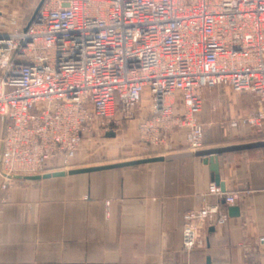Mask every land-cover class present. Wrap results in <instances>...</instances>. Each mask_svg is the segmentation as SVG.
Returning a JSON list of instances; mask_svg holds the SVG:
<instances>
[{
	"label": "built area",
	"instance_id": "2783aa9c",
	"mask_svg": "<svg viewBox=\"0 0 264 264\" xmlns=\"http://www.w3.org/2000/svg\"><path fill=\"white\" fill-rule=\"evenodd\" d=\"M33 1L37 21L0 32L3 191L15 176L74 168L84 137L134 119L146 93L137 132L151 146L181 131L189 152L202 150V93L220 86L256 98L243 123L264 132V0ZM202 199L184 214L188 253L228 222L219 201L241 195L213 183Z\"/></svg>",
	"mask_w": 264,
	"mask_h": 264
},
{
	"label": "crops",
	"instance_id": "0c3cea01",
	"mask_svg": "<svg viewBox=\"0 0 264 264\" xmlns=\"http://www.w3.org/2000/svg\"><path fill=\"white\" fill-rule=\"evenodd\" d=\"M206 90L200 151L264 142V133L243 123L257 111L253 95ZM2 135L0 122V158ZM138 141L148 151L138 146L136 157L123 162L191 153L181 131L163 147L139 134ZM219 164L221 181L241 200L234 207L219 201L228 222L205 230L206 246L190 253L183 246L184 214L203 206L202 194L214 183L202 157L16 179L7 191L0 176V264H264V247L257 244L264 236V148L226 152ZM91 167L97 166L84 168ZM231 208L239 215L231 216Z\"/></svg>",
	"mask_w": 264,
	"mask_h": 264
},
{
	"label": "rangeland",
	"instance_id": "374dc122",
	"mask_svg": "<svg viewBox=\"0 0 264 264\" xmlns=\"http://www.w3.org/2000/svg\"><path fill=\"white\" fill-rule=\"evenodd\" d=\"M41 3L37 5L33 0H0V32L10 30L13 27L27 26L37 14L36 12L39 10ZM219 89H223L225 93L228 92L232 95L233 91L222 86L207 89L206 91H217ZM147 101H149V98L143 102L141 108L147 105ZM141 108L136 111L134 119L123 120L117 125H112L108 132L99 130L84 137L77 157L74 160V165L79 168H84L133 160L138 152V146H142L138 141L137 134L138 118L141 114ZM111 130L115 133V137L107 138L106 135ZM148 147L143 148L148 151ZM153 147L163 146L153 145ZM58 165L59 163H53L51 167Z\"/></svg>",
	"mask_w": 264,
	"mask_h": 264
},
{
	"label": "water",
	"instance_id": "95a60500",
	"mask_svg": "<svg viewBox=\"0 0 264 264\" xmlns=\"http://www.w3.org/2000/svg\"><path fill=\"white\" fill-rule=\"evenodd\" d=\"M42 5V3H41ZM39 6V8L41 7ZM37 10V14H38ZM37 14L34 16L33 21H37ZM31 22V23H32ZM29 23V25L31 24ZM107 138H114L115 133L109 132L107 133ZM264 148V142L257 143V144H248L241 147H230L225 149H213V150H206V151H198L195 153H187V154H177V155H171L167 157H156V158H150V159H144V160H138V161H129V162H122L117 164H110V165H104V166H97V167H91V168H81V169H73L70 171H58L54 173H47L43 175H35V176H15L14 179L17 180H26V181H40L42 179H48L51 177H63L65 175H76V174H84V173H90V172H99L104 170H111V169H120V168H126V167H134L142 164H148V163H154V162H162V161H171L174 159L179 158H186L190 157L191 155H195L197 157L204 158L205 165H208L213 176V181L216 185L220 186L223 191L226 190V184L221 181L220 177V164H219V157L220 155L226 153V152H233V151H240V150H254V149H261ZM230 215L231 216H238L239 215V209L238 208H231L230 209Z\"/></svg>",
	"mask_w": 264,
	"mask_h": 264
}]
</instances>
